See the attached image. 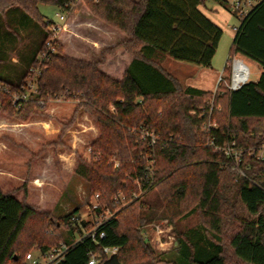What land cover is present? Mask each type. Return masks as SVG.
I'll list each match as a JSON object with an SVG mask.
<instances>
[{
    "label": "trees",
    "instance_id": "obj_1",
    "mask_svg": "<svg viewBox=\"0 0 264 264\" xmlns=\"http://www.w3.org/2000/svg\"><path fill=\"white\" fill-rule=\"evenodd\" d=\"M74 1L0 0V18L15 25L0 27V61L6 57L11 65L0 74V109L24 121L47 98L75 100L98 126L90 154L100 153L95 161L81 159L75 173L87 180L101 207L113 210L117 195L124 201L100 221L93 238L66 241L56 264H88L91 254L94 264H103L108 256L102 248L112 246L120 264H264V151L260 158L254 155L264 142V0L239 20L229 49V55L257 62L262 73L235 91L217 86L213 93L182 88L162 67L165 57L210 66L222 30L199 11L203 0H82L92 16L124 35L90 61L62 54L50 32L52 21L38 9L44 4L69 10ZM214 1L228 10L225 0ZM30 24L42 35L12 63L9 54L17 46L10 44L7 29L27 32ZM47 40L53 52L46 49ZM117 49L131 57L120 78L101 68ZM31 69L37 70L35 91L13 102ZM209 100L214 126L203 129L207 118L200 113L209 109ZM143 131L156 136L155 143ZM223 144L242 151L237 163L242 175L232 169L233 159L215 148ZM111 156L119 162L114 168L106 164ZM239 207L247 217L239 215ZM100 211L92 213L98 217ZM76 214L74 209L51 221L46 211L0 189V264H24L32 249L44 253L59 245V228L81 236L90 222L74 223ZM191 214L198 223L179 229ZM162 218L175 234L173 249L165 253L153 249L140 229Z\"/></svg>",
    "mask_w": 264,
    "mask_h": 264
},
{
    "label": "rangeland",
    "instance_id": "obj_2",
    "mask_svg": "<svg viewBox=\"0 0 264 264\" xmlns=\"http://www.w3.org/2000/svg\"><path fill=\"white\" fill-rule=\"evenodd\" d=\"M74 8L72 13L68 15V25L65 30L62 29L56 34L61 53L74 59H81L72 56L76 48L86 54L82 60H95L105 47L101 46L98 50L92 51L93 47L87 41L81 42L79 38H76L77 41L75 40L73 33L75 27L79 32L85 31L84 29L80 30L81 28L76 24L77 13H80V10L77 11L76 8H81V14L92 15L82 0L78 1ZM38 9L47 20L56 24L61 22L55 14L66 11L44 4L38 5ZM226 15L227 20L220 25L222 34L212 58V64L203 68L217 70V78L222 72L227 59L235 28L239 25V19L235 15L230 13ZM5 26L15 27L13 21L0 18L1 29ZM7 30H9V35H13V41L10 44L13 48L17 46V51L9 54L12 63H15L17 57L24 54L31 42L38 40L43 32L40 27L38 28L34 24L27 26V32L26 29L21 28L18 31L10 28ZM91 31L96 33L94 28ZM85 32L87 37L97 38L90 35L89 32ZM23 36L27 38L21 40ZM108 58L106 56L101 67L104 70H106L105 66ZM242 59L248 67L249 80L252 81L254 74L258 72V65L245 58ZM215 64L216 69H213ZM163 66L178 79L182 88H187L198 78V75L196 76L197 72L192 70L194 68L190 64L168 60L164 62ZM10 69L9 61L6 57L3 58L0 61V74L1 71L7 72ZM226 74L225 72L223 75ZM76 104L75 100L64 99L63 97L47 98L45 105H42L40 109H34L24 121L0 109V189L13 192L18 199L24 200L38 211H46L51 221L77 209L79 218L90 222L89 228L85 230L90 231L95 229L97 222L100 220L99 215L95 217L92 210L88 208V205L93 202V195L95 194L90 191L87 180L75 173V168L81 159L91 158L92 161H95L100 155L98 151L90 154V144L99 137V129L87 109L77 108ZM109 109L112 111L111 107ZM117 163L119 162L114 156L108 157L106 160V164L113 168ZM135 184L139 187L137 183ZM141 193V191H138L133 196L138 197ZM118 196L121 195L116 197ZM123 204L124 201L120 200L114 203L113 210L103 208L100 205L99 209L113 213ZM238 212L243 217L248 216L241 207H239ZM158 221L160 220L150 223L153 225ZM150 223H146L142 227ZM197 223L198 217L196 214H191L181 219L177 226L179 229H184ZM57 232L60 243L69 241L67 230L59 228ZM32 252L40 263L43 264L46 261L35 249H32ZM167 257H169L168 254L165 255V258Z\"/></svg>",
    "mask_w": 264,
    "mask_h": 264
},
{
    "label": "crops",
    "instance_id": "obj_3",
    "mask_svg": "<svg viewBox=\"0 0 264 264\" xmlns=\"http://www.w3.org/2000/svg\"><path fill=\"white\" fill-rule=\"evenodd\" d=\"M78 1H80V0H75L71 4L69 10H66L65 12H59L58 13V14H63L65 16L64 30L68 25V21H67L68 15L70 13H72L73 9H75L74 5L77 4ZM134 1H136V0H134ZM225 1L227 3L226 5L228 7V10L224 6H222L221 4H219L218 2H216L214 0H203L202 3L198 6V9L204 16H206L214 24H216L217 26L220 27L221 23L223 21L227 20L226 14L227 13L232 14L230 9H229L230 2L232 0H230V1L225 0ZM58 9L60 10V8H58ZM76 10L77 11L80 10V13L79 14L77 13L78 19L76 22V24L79 26V28H81L80 30L84 29L85 31L89 32L90 35H92V36L94 35L97 38L87 37L85 31L79 32V31H77V27H75L73 29L75 40H76V38H79V40L81 42L87 41V43H90L92 45V47H93L92 51L98 50L99 48H101V46H103L105 48L114 47L115 45H117L119 42H121L124 39V35L122 33H120L118 30L106 25L105 23L99 21L96 18H93L92 16H89V15L87 16V15L81 14L82 13L81 8H79V9L76 8ZM232 15H234V14H232ZM93 28L95 29L96 33H94V31H91V30H93ZM229 49H230V47H229ZM229 49H228V56H235L238 59H240L243 63H244V61L242 58H245V59L252 61L258 65V72H257V74H254L253 79H252V81H256L263 71V69L259 66V64L255 61H253V60H251L245 56L239 55V54L229 55ZM85 55L86 54L84 53V51H82V50L80 51L79 49H76V48H75V52L72 54L73 57L81 58V59H83V56H85ZM108 57L109 58L107 59V64L105 66L106 70H104L105 73H107L108 75H110L112 77L120 78L125 67L127 66L129 61L131 60V57L122 49H117L113 56H108ZM168 60H173V59H171L170 57H165V59L162 62L163 68H164V66H163L164 62H166ZM173 62H179V61L173 60ZM172 64H174V63H172ZM211 64H212V60H211L210 65ZM190 66H193L192 68H194V69H192V70L197 72L196 76L198 75V78H196L194 80V82L191 83L187 87H191V88H194L197 90L213 93L217 87L216 86L217 70L203 69L205 67L200 68L199 66L197 67V66L191 65V64H190ZM213 69H216V64H215V67H213ZM166 72L169 75H171L167 70H166ZM171 76L173 78H175L177 80V82H179L176 77H174L173 75H171ZM249 79H250V76H249L248 80ZM16 199H18V198L16 197ZM159 220H166L167 221V225H162V228L164 229L163 234H157L154 231L153 227L151 226L152 223H150L144 227H141L140 229H141L143 236L148 240L149 244L151 245V247L153 249H155L158 252L165 253V252H169L173 249V247L175 245V234L173 232L172 225L167 220V218H162ZM78 237H79V235H77L76 233L68 232L67 238L69 241H67V242L76 241L78 239Z\"/></svg>",
    "mask_w": 264,
    "mask_h": 264
},
{
    "label": "built area",
    "instance_id": "obj_4",
    "mask_svg": "<svg viewBox=\"0 0 264 264\" xmlns=\"http://www.w3.org/2000/svg\"><path fill=\"white\" fill-rule=\"evenodd\" d=\"M259 1L260 0H232L230 2V11L239 20H241L243 17L246 16V14L249 12L251 7L253 5H255L256 3H258ZM56 17L58 18V20L61 23L56 24V23L52 22V24L50 26V32L52 33L53 39H57L56 34L58 32H60L62 29H64L65 16L63 14L57 13ZM45 47L50 52L54 51V47H53L52 43L48 40L45 41ZM43 56H44L43 53L40 54L38 56V60L40 61L43 58ZM225 72L227 74L223 75V74H225ZM36 74H37V70H35V69L30 70L27 78L25 79V82H24L25 84L21 88L20 93H14L11 96L13 102L24 100L27 98V94L30 90L35 91L34 79H35ZM248 78H249V74H248L247 66L237 57L228 56L226 61H225L223 70L217 78L216 86H222L224 89H226L228 91H235L238 88H240L241 85H243L245 82H247ZM208 104H209V109L200 113V117L205 115L207 118L206 124L204 123L202 125L203 129H206V127H213L214 126V122L212 120H210L212 100H209ZM191 113H194V112L192 111ZM141 134L143 136L149 137L151 144L155 143V141L157 140V137L154 136L152 133L143 131V132H141ZM215 148L216 149H222L226 155L231 157L233 159V162H234V166L232 167V169L237 170V172L242 175V172L239 169H237V163L240 161V154L242 151L240 149H236L232 145H228V144H223L222 146H217ZM263 151H264V142L261 144V148H260L259 152L255 153V154L253 153V154L256 156V158H260L262 156ZM117 165H118V163L115 164V167ZM97 197H98L97 194L93 195V202L90 203V205H88V208L90 210H95V209L99 208V204L97 203ZM120 200H123V197H121V196L115 197L114 203H117ZM113 214H114V212L111 213L108 210H101L100 214H99L100 220L97 222L96 227L99 225L100 221L105 220L108 217H111ZM71 220L78 225H80V223L82 221V219L79 218L78 214L73 215L71 217ZM162 225H167V221L166 220H160L157 223L152 225L154 231L157 234H163L164 229L162 228ZM96 227H95V229H96ZM94 230L85 231L81 236L78 237V239L76 241L80 240L82 238V236H86V235H90L93 238L94 237ZM102 236H103V234H100V237H102ZM76 241H73V242H76ZM67 247H68V245L65 242H62V243H59V245L48 249L44 253H40V255L46 260L43 264H56L62 258V255H63L64 251L67 249ZM116 251H117V247H115V246L102 248V253L107 255L108 257L111 256L112 254H116ZM94 263H95V255L91 254V256L88 260V264H94ZM24 264H42V263H40L34 257L32 252H29L25 255Z\"/></svg>",
    "mask_w": 264,
    "mask_h": 264
},
{
    "label": "water",
    "instance_id": "obj_5",
    "mask_svg": "<svg viewBox=\"0 0 264 264\" xmlns=\"http://www.w3.org/2000/svg\"><path fill=\"white\" fill-rule=\"evenodd\" d=\"M103 264H120L117 260L116 254L109 256Z\"/></svg>",
    "mask_w": 264,
    "mask_h": 264
}]
</instances>
